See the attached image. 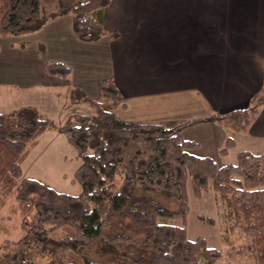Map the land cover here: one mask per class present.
<instances>
[{
  "label": "trees",
  "instance_id": "1",
  "mask_svg": "<svg viewBox=\"0 0 264 264\" xmlns=\"http://www.w3.org/2000/svg\"><path fill=\"white\" fill-rule=\"evenodd\" d=\"M110 1L58 0V14L71 15L77 39L91 42L107 34L103 22ZM2 2L0 35L18 37L41 28L39 0ZM44 69L61 79L70 75L58 61L46 62ZM98 91L103 101L69 89V103L89 104L95 114H74L61 124L80 159L72 177L81 186L78 194L23 173V162L39 136L53 128L51 122L31 105L0 112V220L7 216L9 224L1 226L7 237L1 240L0 264H77L69 255L80 264H214L222 251L203 237H187V180L197 197L210 182L231 225L241 228V241L222 236L226 255L239 264H264V153L239 151L236 163L218 165L212 156L195 152L197 142L183 137L184 130L213 122L217 153L225 154L235 144L229 132L247 130L255 105L210 117L132 123L106 107L120 100L111 80L99 82ZM11 197L15 203L8 211ZM33 210L36 218L29 221ZM12 217L20 224L16 239L9 238ZM57 230L64 234L51 236Z\"/></svg>",
  "mask_w": 264,
  "mask_h": 264
},
{
  "label": "crops",
  "instance_id": "2",
  "mask_svg": "<svg viewBox=\"0 0 264 264\" xmlns=\"http://www.w3.org/2000/svg\"><path fill=\"white\" fill-rule=\"evenodd\" d=\"M39 5L41 28L22 35L33 40L32 52L20 53L12 64L0 63V96L7 105L5 95L12 90L42 87L49 106L60 101L64 122L77 114L68 112L70 107L84 104H68L69 89L91 98L102 80H111L119 91L112 111L132 123L210 117L255 105L257 114L247 130L229 135L233 147L238 138L259 141L256 150L245 146L241 151L264 153V0H111L103 22L107 34L91 42L77 39L72 16L58 14V0H39ZM38 48L44 53L41 59L35 56ZM48 61L67 65L70 76L47 74ZM33 102L23 105L36 107L39 115ZM206 126L214 158L218 129L213 122L188 128L183 137L197 142L204 155L200 138L184 132ZM214 264L239 263L226 256Z\"/></svg>",
  "mask_w": 264,
  "mask_h": 264
},
{
  "label": "rangeland",
  "instance_id": "3",
  "mask_svg": "<svg viewBox=\"0 0 264 264\" xmlns=\"http://www.w3.org/2000/svg\"><path fill=\"white\" fill-rule=\"evenodd\" d=\"M2 3V0H0V14L2 12ZM32 41V39L25 38L23 36L20 37L18 40L15 37H8L6 39L0 37V63L12 64L16 61V58L20 55V53L26 54L25 51L32 52L30 48V44L32 43ZM10 50L11 54H7L6 52ZM36 51L38 54L35 56L41 59L44 54L43 50L38 48L36 49ZM12 91L13 94L5 95L7 100L10 101L8 105L4 102V99L2 98L3 95L0 96V111L7 112L8 110L15 108L16 106H25L23 104H29L33 102L31 101V98H39L40 94L46 95L42 87L36 86L27 88L23 86V88H19V90ZM95 92H98V90H95ZM91 98L101 100L99 92L97 93V95H91ZM48 100H50V97L48 95L42 96L39 100L34 101L33 104L37 106L39 110V116L43 119L46 118V120H49L53 128L39 136L36 146L31 150L30 154L22 164L23 173L26 177H31L40 180L58 191L69 194H78L81 191V186L79 185V183L73 182L72 177L76 168L80 164V159L78 158L74 147L66 140L64 134L61 132V124L63 122V118L65 116L64 114L66 112H64L60 117V101H56L52 103L51 106H49ZM113 103L114 102L110 101V103L106 106L108 110L110 109L112 111ZM192 106L195 108L196 112H198L199 114H203V111H201L198 104H194ZM68 112L86 114L94 117L95 109L89 104L80 103L79 105L70 107L68 109ZM208 128L209 126H206L205 130L195 128L184 132V135H189L194 138H200L201 152H206V154L204 155L210 156L212 148H210L211 141H209V138L211 137V134L208 133ZM250 144L252 145L251 147ZM255 144L258 147L262 146V143L259 141L249 142L246 139L242 140L241 138H238L237 145L235 147L228 148L225 154L218 153V155L217 153H213L212 155H216L214 157V160L218 165H225L231 163L234 164L236 163V156L239 151L246 148L245 146L255 149L257 147H255ZM255 150L250 151L255 152ZM195 152L199 154L197 150ZM210 184L211 183L209 182V189L203 192L200 197H197L193 193L191 182L187 180V237L189 239L203 237L210 246L219 248L223 253V257H226V254H229V251L227 250V244L226 242H224L222 236H232L235 239L238 238L239 241H241L244 236L243 232L241 231V228L237 226H232L231 222H229V220L227 219L226 214L224 212L225 206L219 198H216V195L212 191ZM31 199H34V196ZM7 201V210L10 211L11 207L14 206L15 202L13 201V197H11V199ZM164 203H170L168 204L170 209L177 208V205L172 202L164 201ZM6 214L7 213L5 212L3 215L5 216ZM6 217H2L3 220H0V244L1 240L3 241V239L7 237L3 232L4 227L1 228L2 225H9L8 222L4 220V218ZM28 217L29 221H34L36 218L35 211H31ZM208 219H210V221H208ZM12 226L17 227L16 229H13ZM10 228L14 231H11L12 234H10L9 238L16 239L21 232L19 219H17V217H12ZM63 232L64 231L62 230H57L53 232L51 236L59 237L64 234ZM68 259L74 260L77 264H80L79 259H77L74 255H69Z\"/></svg>",
  "mask_w": 264,
  "mask_h": 264
}]
</instances>
